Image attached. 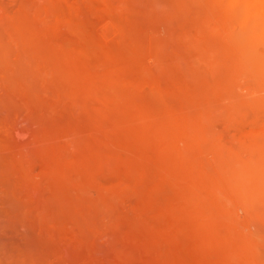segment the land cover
<instances>
[{
	"label": "rangeland",
	"instance_id": "374dc122",
	"mask_svg": "<svg viewBox=\"0 0 264 264\" xmlns=\"http://www.w3.org/2000/svg\"><path fill=\"white\" fill-rule=\"evenodd\" d=\"M75 1L61 0L52 21L32 0L0 15L10 66L20 54L29 62L22 72L15 61L14 72L4 59L0 88L48 104L22 137L0 144V197L7 184L32 204L61 192L85 208L22 213V228L61 234L52 243L79 253L95 228H109L126 244L124 264H264V78L243 58L239 24L217 0ZM198 109H215L208 117L230 147L219 190L184 191L182 170L162 148L169 121L187 123ZM22 146L37 163L4 160Z\"/></svg>",
	"mask_w": 264,
	"mask_h": 264
},
{
	"label": "bare ground",
	"instance_id": "6f19581e",
	"mask_svg": "<svg viewBox=\"0 0 264 264\" xmlns=\"http://www.w3.org/2000/svg\"><path fill=\"white\" fill-rule=\"evenodd\" d=\"M9 1L12 2L14 0ZM32 1V4L37 10V13H40L46 19L50 17H53V19L54 17L61 18V0ZM217 2L219 3V7L221 8V10L223 9L225 11L227 17L230 18V20L236 21L240 26V30L238 29L240 37L238 41V47L242 52L243 58L246 60V62L250 63L251 66H253V69L255 70L259 78H264V0H217ZM9 3H7L6 0H0V15L7 14ZM79 13H82V11ZM84 13H82L83 16H85ZM78 16L80 17L81 15L79 14L77 15V17ZM2 24L3 23H1L0 25ZM1 40L2 39H0V41ZM4 43L6 44V42H2V45L0 43V52L3 53V59L0 58V63L5 59L7 64L9 65V68H12V65L15 63V61L18 60V64H15L22 68V72L25 71L26 68H28L26 66H28L29 62L25 61L26 59H24L23 57L21 58V54L18 55L17 60L11 63L10 66V63L8 62L9 59L7 58L6 54V49L8 48L6 45V47L3 46ZM13 47L14 46H12V48ZM260 47L261 50L259 49ZM28 51L29 54L27 55H29L28 58H30L32 49L28 48ZM32 58L35 59L33 56ZM180 67L183 66L181 65ZM15 68L17 69L18 67ZM27 74L21 77L18 76L16 78L28 79ZM29 81L30 80H28L27 82ZM34 98L35 97H33V95L28 92L15 93L10 89L0 88V144L3 142L5 143L4 140L8 139V137H19L18 135L20 134V136L22 137L28 123L32 124L33 122H36L37 124V119H42L41 117L45 115V111L47 110H45L44 108L48 106V104L45 105L44 103H40ZM190 108L191 107H189V109ZM73 110H75V108ZM212 111L213 110L209 109L206 115L202 110L198 109V111H195L193 113L194 115L192 116V118H189L188 121L186 120L187 123H184L182 125H176V123H174V121L171 119L169 121V123L171 124L168 126L169 129L159 133L161 140L163 139V142L161 143L162 148L168 151V155L171 158L174 157L173 161L176 162V167L182 170L180 179L184 182V191H190L195 186L200 184L208 186H211V183L215 184V190H219L221 186L224 187V158L226 155H230L231 152L230 147H227L225 145L226 140L224 136L219 134V136L216 137L217 132L220 129L218 130V124L214 122V118L212 119V117H208L209 114L212 113ZM204 114L206 116V119L204 123L201 124V120L202 118H204ZM217 116L218 118H220L219 115ZM259 128L261 133L264 134V123H261V126ZM207 140L210 141L209 145L215 157V168L213 174L212 172L210 173L209 170V168L212 167L213 164H211L212 162H210V159H208V156L210 155V147L206 149ZM197 142H200L198 143L199 146L195 147V143ZM28 151L29 150H27L24 146L19 147L13 152V154L5 155L4 160L7 162H22L23 160H29L30 162H28V164H34V162L36 161H34V157H32L33 159L29 157L30 151ZM42 164L44 169L48 171V168L50 167L49 161L42 159ZM196 169L198 173L195 172ZM219 169L221 170L219 171ZM3 172L5 173L4 176L7 177V173L9 172H5L4 170ZM26 172L28 173V175L30 174V171ZM29 176L32 175L30 174ZM217 192H213L212 190L211 196L212 194H216ZM2 193L3 194L0 197V209L5 211L7 219L5 221L1 220L3 218L0 219V264H79V259L83 260V264H124L123 262L125 261L124 258L126 257L125 253L127 249L125 247L126 244L124 245L123 243V245H120L115 237L116 232L114 230H109V228H103L102 225L101 228H95V232L94 234H92L94 235L92 241L85 247L86 251L80 253L77 252V250H69L65 245L61 246L60 244H57L55 246L53 243H56L57 239H61V234L56 233L45 237L42 234L36 235L32 231L24 230L22 228L24 227V222H26L23 217L19 216L22 213L28 214L31 211H56L57 213L61 214V212L69 211L71 209L83 212V209H85L83 206L84 204H70V199L67 198L63 200L61 198V192H55L54 199L52 201H48L43 205L32 204L27 199H23L24 197L20 198V196L14 193V191H12V189H10L9 185L7 184L3 185ZM47 200L49 199L47 198ZM112 203H115V201ZM116 207L117 209H119V206ZM54 221H57L56 223H59L58 220ZM89 223L87 222L86 224L89 225ZM104 227H106V225ZM129 239L134 238L130 236V238L128 237L127 240ZM135 239H137V237H135ZM49 241H51V243L53 242V245L51 244L50 246ZM79 242L82 243L85 242V240H79ZM163 247H165V245Z\"/></svg>",
	"mask_w": 264,
	"mask_h": 264
}]
</instances>
